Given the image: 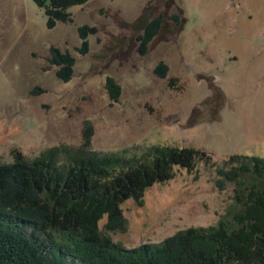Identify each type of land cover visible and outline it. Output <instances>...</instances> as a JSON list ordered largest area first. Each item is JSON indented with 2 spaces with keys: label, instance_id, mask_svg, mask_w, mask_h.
Wrapping results in <instances>:
<instances>
[{
  "label": "rangeland",
  "instance_id": "374dc122",
  "mask_svg": "<svg viewBox=\"0 0 264 264\" xmlns=\"http://www.w3.org/2000/svg\"><path fill=\"white\" fill-rule=\"evenodd\" d=\"M68 10L72 21L48 28L32 0H0V163L14 149L31 159L79 145L86 120L94 151L159 144L194 147L216 164L232 154L264 158V0H89ZM159 13L162 28L142 55L136 35ZM83 24L97 28L84 55ZM51 46L75 57L70 80L56 76ZM160 60L165 78L153 73ZM107 76L121 87L112 104ZM175 170L145 191L141 206L123 202L127 228L109 232L114 243L132 248L220 219L233 185L220 189L215 167L200 161L192 172Z\"/></svg>",
  "mask_w": 264,
  "mask_h": 264
},
{
  "label": "trees",
  "instance_id": "16d2710c",
  "mask_svg": "<svg viewBox=\"0 0 264 264\" xmlns=\"http://www.w3.org/2000/svg\"><path fill=\"white\" fill-rule=\"evenodd\" d=\"M32 1L44 9L46 26L52 28L72 21L70 6L89 0ZM167 18L179 21L176 13ZM162 24L159 13L136 35L140 54ZM77 30V50L84 55L87 37L97 28L83 24ZM49 63L61 80L71 79L75 57L68 51L51 46ZM168 71L163 60L153 67L160 78ZM176 81L170 76L168 84L176 87ZM104 86L110 104L117 102L119 83L107 76ZM93 132L86 120L79 145L50 146L31 159L14 149L12 161L0 163V264H264L263 157L232 154L216 164L194 147L159 144L94 151ZM198 161L215 167L220 189L233 185L232 202L215 224L189 226L132 248L113 242L109 232L127 228L124 201L141 206L145 191L173 178L174 167L192 172Z\"/></svg>",
  "mask_w": 264,
  "mask_h": 264
}]
</instances>
